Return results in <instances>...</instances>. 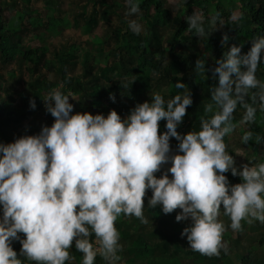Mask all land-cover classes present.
Here are the masks:
<instances>
[{
    "label": "clouds",
    "instance_id": "clouds-1",
    "mask_svg": "<svg viewBox=\"0 0 264 264\" xmlns=\"http://www.w3.org/2000/svg\"><path fill=\"white\" fill-rule=\"evenodd\" d=\"M125 2L127 15L140 12L139 0ZM185 19L187 30L199 37L209 33L206 19L212 28L224 24L219 11L206 18L194 10ZM128 27L142 31L137 19H129ZM228 39L222 35L221 43ZM215 64L210 71L217 84L204 105L211 115L186 134L176 129L192 104L188 89L168 99L152 92L151 102L136 104L124 118L111 109L106 116L70 114L73 94L62 91V84L50 90L43 100L52 124L0 143V264H66L74 259L73 242L81 264H94L98 255L114 264L121 247L115 221L123 214L147 224L142 198L148 191V208L159 206L164 214L179 209L175 220L189 221L181 236L202 255L218 256L225 249L227 228L240 231L241 221L264 223V162L237 167L225 143L238 105L244 110L241 122L254 121L258 108L264 111V82L256 75L264 64V35L254 36L244 54L240 45L230 46ZM195 70L204 76L202 58ZM174 87L186 89L180 82ZM29 107H36L31 98ZM161 120L166 131L158 133ZM252 136L245 131L241 143ZM170 137L178 142L175 152ZM225 173L240 182L231 184ZM221 215L228 217L227 226ZM13 241L21 245L19 254Z\"/></svg>",
    "mask_w": 264,
    "mask_h": 264
},
{
    "label": "trees",
    "instance_id": "trees-1",
    "mask_svg": "<svg viewBox=\"0 0 264 264\" xmlns=\"http://www.w3.org/2000/svg\"><path fill=\"white\" fill-rule=\"evenodd\" d=\"M30 1L22 0L24 5ZM207 1H214L213 15L219 11L224 24L212 28L206 19L204 26L209 33L199 37L187 30L185 17L191 15L195 8H202ZM236 1L239 4V18L233 20V10L228 8V4ZM45 2L53 7L55 0ZM88 2L93 5L92 14L85 17L82 13L81 17L85 28L90 29L97 22L94 8L98 1ZM99 2L105 5L102 0ZM114 3L120 7L117 1ZM182 3L185 9L180 13L184 18L172 25L168 33L170 11L164 8V0H139L140 12L133 14L143 22L139 34L133 33L128 27V20L120 15L121 26L114 27L110 32L115 47L102 51L101 46L106 43V38H103L97 44L100 48L96 53L85 49L78 54H71L70 51L76 48V43L71 41L54 47V58L50 60L45 57L47 46H26L19 43L20 37L27 31L25 22L34 26L36 33L43 29L45 33L55 35L61 33L56 27L63 21L52 13L45 14L46 21H43L24 6L22 11L17 12L16 19L4 22L2 9L6 3H0V143L13 142L22 135L38 134L42 125L50 126L54 118L45 110L43 98L61 84L62 91L71 92L75 98L69 97V103L73 105L70 114L86 111L106 116L111 109L121 118L126 117L136 104L151 102L152 92H159L168 99L188 89L192 104L186 107V114L176 131L186 134L198 130L200 119L211 115L204 112V105L211 102L210 90L217 84L210 69L216 66L215 61L230 46L240 45L241 53L244 54L251 47L254 36L264 35V0H183ZM125 10L127 14V4ZM106 12L104 10V14ZM224 34L229 39L222 44ZM19 51L21 55L17 54ZM200 58L205 62L204 76L195 70V61ZM77 59L80 60L82 71L74 75L71 72ZM12 62L17 65V71L10 70L5 78L1 69ZM24 72L28 75L27 80L23 79ZM256 75L264 82V64L258 66ZM176 82L185 84L186 89L175 88ZM110 94L115 97L114 101L109 99ZM30 98L35 101L34 109L29 107ZM245 101H248L247 96ZM243 111L238 105L233 113V131L238 129L240 137L234 141L229 140L227 135L225 137L227 150L237 167L240 163L236 162V156L240 151H251L257 163L264 162V111L258 108L254 121L241 122ZM158 123V133L166 131L165 121ZM245 131H251L253 136L247 143H241L240 138ZM169 143L172 152H175L178 142L170 137ZM168 166L164 165L162 170ZM155 175L159 177L160 173ZM225 175L231 184L240 182L239 176H232L231 173ZM150 196L151 192L148 191L142 198L147 224L134 216L126 217L123 214L115 221L121 247L114 264H264V223L255 220L250 223L249 231L255 232L253 235L245 232L248 224L245 221H241L240 231L227 228L223 234L225 249L218 256H206L192 250L186 237L181 236L182 229L189 221L175 220L179 209L164 214L159 206L148 208L147 199ZM220 219L226 226L229 224L228 217L221 215ZM20 236L23 238L22 233ZM12 247L19 254V241H13ZM248 251L252 253L246 258ZM70 252L74 259L66 264H81L82 253L75 249L74 242ZM94 264L107 262L98 255Z\"/></svg>",
    "mask_w": 264,
    "mask_h": 264
},
{
    "label": "rangeland",
    "instance_id": "rangeland-1",
    "mask_svg": "<svg viewBox=\"0 0 264 264\" xmlns=\"http://www.w3.org/2000/svg\"><path fill=\"white\" fill-rule=\"evenodd\" d=\"M88 1L89 0H55L53 7L47 4L45 0H31L28 5H24L22 0H0V3H6L3 5L2 9V19L4 22L16 19L17 12L20 10L22 11L24 6L29 7V9L33 11V15L40 17L43 21H46L45 14L47 13H52L54 17L63 21V23L58 24L56 27V29L61 30V33H57L55 35L45 33L43 29L36 33L34 26H30V24L25 22V29H27V31L22 33L19 43L31 47L47 46L48 52L45 54V57L49 60L54 58V47H58L60 44H67V42L71 41L76 43V48L73 51H70L71 54H78L81 51H85V49L96 53V50L100 48V46L97 44L100 43L103 38H106V43L104 46H101L102 51L105 52L108 51L109 48L115 47L116 43L110 32L114 29V27L117 28L121 26L119 20L120 15L127 20L137 19L138 22L143 26V22L139 16H128L126 14L125 0H102L105 2L104 6L101 5L99 2L100 0H92V2L98 1L94 8L97 13V22L92 24L90 29H87L83 24L84 20H82L81 14L83 13L85 17L92 14L93 5ZM114 1H117L120 4L119 8L116 6ZM213 5L214 1H207L202 8H195V10H202L205 16L210 18L214 13ZM164 8H167L170 11L169 20H167V22L170 24L167 26L169 30L166 32L168 33L170 32L172 25L184 18L180 12L181 10L185 9V7L181 0H176L175 3L173 0H164ZM228 8L233 10V14L238 15L239 4L237 1L228 4ZM104 10H107L105 14ZM164 37H166V35H164ZM21 53L22 52L19 51L17 54L21 55ZM75 62L76 65L71 72L74 75L80 74L82 71L81 64L79 63L80 60L77 59ZM10 70L17 71V65L14 62L6 65L4 69H1L5 78H7V72ZM47 76L50 78V73H48ZM23 79H28L26 72L23 74ZM48 103H51V101ZM227 137L231 141H234L233 139H238L240 137L238 129L231 132L229 135H227ZM236 162H239L240 165H251V163H257L251 151H248L247 153L241 151L238 152L236 156ZM249 226L250 224L248 223L245 227V232L253 235L255 232L249 231ZM251 253L252 251H248L245 257L248 258ZM233 256L234 255L231 254L232 259H234Z\"/></svg>",
    "mask_w": 264,
    "mask_h": 264
},
{
    "label": "built area",
    "instance_id": "built-area-1",
    "mask_svg": "<svg viewBox=\"0 0 264 264\" xmlns=\"http://www.w3.org/2000/svg\"><path fill=\"white\" fill-rule=\"evenodd\" d=\"M44 104H45V102H44Z\"/></svg>",
    "mask_w": 264,
    "mask_h": 264
}]
</instances>
